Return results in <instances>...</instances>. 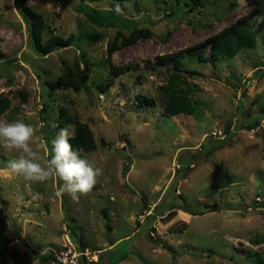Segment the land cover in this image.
Wrapping results in <instances>:
<instances>
[{"label": "rangeland", "instance_id": "obj_1", "mask_svg": "<svg viewBox=\"0 0 264 264\" xmlns=\"http://www.w3.org/2000/svg\"><path fill=\"white\" fill-rule=\"evenodd\" d=\"M21 1L0 0V99L9 102L0 120L32 124L44 156L50 150L44 120L65 108L74 135L73 119L93 132L97 148L83 156L94 157L103 175L73 201L58 194L61 181L7 179L3 170L17 154L0 148V264H51L45 256L76 245L68 226L84 236L95 264H259L264 28L255 48L215 64L190 52L204 48L209 55L205 40L240 19L257 29L264 0H207L194 10L175 0H27L47 23L46 38L76 42L48 56L32 47ZM88 13L113 25L99 27ZM139 28L152 36L111 58L133 70L102 91L110 75L109 42ZM77 64L89 70L84 89L57 86L64 69ZM173 75L188 92V104L170 116L162 87ZM140 95L153 97L155 105L147 107Z\"/></svg>", "mask_w": 264, "mask_h": 264}, {"label": "trees", "instance_id": "obj_2", "mask_svg": "<svg viewBox=\"0 0 264 264\" xmlns=\"http://www.w3.org/2000/svg\"><path fill=\"white\" fill-rule=\"evenodd\" d=\"M122 1V0H121ZM177 6L189 7L191 10L197 9L203 5L207 0H175ZM249 1V0H246ZM263 1V0H260ZM257 7V6H256ZM19 10L26 21L27 29L29 31L31 44L34 50L41 56H48L57 51L65 49L67 47L76 44L73 38L64 39L59 35H52L46 38V33L49 32V27L43 18V16L35 12L29 5L27 0H22L19 6ZM253 11H256L254 8ZM260 12V11H258ZM119 17V14H116ZM88 18L99 27L112 26L113 22L109 23L104 17L96 13H88ZM264 28V21H262L257 29H252L251 21L247 19H240L226 27L220 32L210 36L205 40V43L210 45V54L206 55L204 48L192 50L190 55L196 56L200 61L205 63L215 64L216 62L236 56L241 50L253 49L256 46L257 35ZM152 36V31L148 28L134 29L128 36L118 32L115 39L109 42L108 62L110 63V75L105 83L99 85L102 91L109 89L113 84L114 80L121 75L126 74L128 71L133 70L131 66L118 67L112 64L111 58L115 52L121 48L133 46L141 40L148 39ZM167 57V56H166ZM159 60L164 58L159 57ZM180 59L175 61V69L178 71L180 67ZM190 75H197L195 72H188ZM89 79L88 68L82 69L77 64L72 69H64L63 73L57 78L56 84L63 89H70L75 93H80ZM180 78L178 75H173L170 82L162 87V91L167 96V102L165 105V112L170 116H175L183 113L187 109L188 104V92L182 87L179 82ZM48 88L53 85L51 82H46ZM141 102L147 107L155 105L156 101L153 97L146 95H140ZM48 101V98H46ZM9 102L7 99H0V116L8 109ZM44 112H47L45 107ZM48 126L43 128L47 133L46 139L49 142L53 136V124L59 125V127H65L68 122L72 123V119L68 116L67 110L63 108L55 118L47 115ZM52 123V124H51ZM73 124L76 126L75 135L71 139V143L74 149H79L83 156V153H90L97 148L94 140L93 132L86 123H82L79 119H73ZM51 147V145H50ZM204 147V145H203ZM208 149V148H207ZM206 149V150H207ZM209 149L207 150V152ZM156 208H154V211ZM187 211V210H185ZM201 212H192L194 215H199ZM152 214L149 215V217ZM72 237L75 240L76 248L80 252H84L87 248L84 236L79 233L76 227H70ZM258 243L264 242V235L256 240ZM23 244L27 246V243L23 241ZM55 258L54 254H48L44 257L45 261H50ZM259 264H264V258L259 259Z\"/></svg>", "mask_w": 264, "mask_h": 264}, {"label": "clouds", "instance_id": "obj_3", "mask_svg": "<svg viewBox=\"0 0 264 264\" xmlns=\"http://www.w3.org/2000/svg\"><path fill=\"white\" fill-rule=\"evenodd\" d=\"M52 127L59 130L50 141V150L41 156L40 137L32 124L24 120H0V148L17 154L8 160L3 171L7 173V179L21 177L33 183L61 181L58 194L67 193L78 202L96 186L103 175V168L97 165L94 157L82 156L79 149L73 148L71 139L74 134L70 126L53 124Z\"/></svg>", "mask_w": 264, "mask_h": 264}, {"label": "built area", "instance_id": "obj_4", "mask_svg": "<svg viewBox=\"0 0 264 264\" xmlns=\"http://www.w3.org/2000/svg\"><path fill=\"white\" fill-rule=\"evenodd\" d=\"M96 261L89 252H80L76 246L69 244L55 254L51 264H95Z\"/></svg>", "mask_w": 264, "mask_h": 264}]
</instances>
